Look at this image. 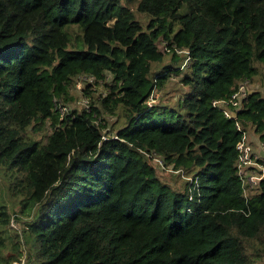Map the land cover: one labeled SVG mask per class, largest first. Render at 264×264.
I'll use <instances>...</instances> for the list:
<instances>
[{"label": "trees", "instance_id": "trees-1", "mask_svg": "<svg viewBox=\"0 0 264 264\" xmlns=\"http://www.w3.org/2000/svg\"><path fill=\"white\" fill-rule=\"evenodd\" d=\"M260 62L264 0H0V247L8 194L36 212L30 264H264V177L246 196L235 164L236 120L264 141V94L236 118L213 105ZM173 72L189 91L158 119L146 101ZM81 75L108 91L87 82L88 109L62 114ZM153 152L197 186L162 183Z\"/></svg>", "mask_w": 264, "mask_h": 264}, {"label": "rangeland", "instance_id": "rangeland-1", "mask_svg": "<svg viewBox=\"0 0 264 264\" xmlns=\"http://www.w3.org/2000/svg\"><path fill=\"white\" fill-rule=\"evenodd\" d=\"M138 17H140L144 21V23L148 22V18L146 16L138 14ZM159 45L161 49L166 52L165 60L173 62V53L172 51H168L167 45L164 40L160 41ZM181 56L184 55L181 54ZM181 56L176 57L178 61H181ZM257 65L262 73L264 71V63L260 62L257 63ZM181 76V74L173 72L167 78V81L163 87H155V91L153 93V105L157 104L161 106H168L167 110L164 113L157 116L158 119H163L164 117L170 116L172 114L170 110L171 107L179 108L181 101L184 100L186 93L189 91V87L181 82ZM86 80L87 79L84 76H80V78H78L77 82L79 81L81 83V87L74 88V93L76 97L74 96L75 98L72 101H70L69 103H65L66 105L63 106H66L69 110L75 107L83 108L85 106L88 109L89 101L87 100H89L90 98L88 97L89 99H83L79 97L80 94L83 93L82 89L86 85ZM91 82L93 88L92 92L95 93L96 96L99 97L104 92L108 91L107 86H105L102 82L96 83L94 80ZM80 83H78V85ZM247 86L249 87V89H258L264 94V80H262L261 74L254 76L251 81H248ZM178 111L179 110L177 109L174 113L176 114L178 113ZM121 114L122 112L118 111L117 114L107 116V121L109 123L115 124L117 119H122ZM247 130L249 133V137L253 141L257 142L258 140H261V134L256 132L253 126L249 125ZM47 131H50L49 127L39 133L34 134V136L38 139H44L46 134L45 132ZM111 134H117L116 130H113ZM150 156L153 158V162L156 168V175L162 181V183L169 185L174 189L182 190L184 188L186 179L188 178L185 175L181 174V172L174 170L172 166H165L159 161H156L158 160V158H161L159 154L153 152L150 153ZM189 177H191V175ZM3 182L4 180L0 178V183L2 184ZM252 191L253 190H248L247 193H251ZM6 200L11 212L14 214L15 217L19 216V218L18 220H14L11 227L6 230L8 237L7 242L4 246L0 247V255H2V257L4 258L1 264H30L38 246L33 240L32 236L28 232H26V229L28 223L36 219V212H33L31 216L18 215L17 212L20 209V205L14 204L12 202V198L8 194H6Z\"/></svg>", "mask_w": 264, "mask_h": 264}, {"label": "built area", "instance_id": "built-area-1", "mask_svg": "<svg viewBox=\"0 0 264 264\" xmlns=\"http://www.w3.org/2000/svg\"><path fill=\"white\" fill-rule=\"evenodd\" d=\"M175 49L180 54L181 53L187 54L181 65V68L184 69L189 65L191 60L189 51L179 47H175ZM83 76L86 77L87 79L86 83L94 80V77L92 76L81 75V77ZM78 83L80 82L78 81L76 83V87L80 88L81 83L79 85ZM247 83L248 80L241 81L238 84V86L234 88L230 96L214 99L213 105L220 108L226 117L236 118L234 117L233 114L234 112H236L238 115L242 111V109L244 108V101L247 98V95L250 90L249 87L247 86ZM153 93L149 96V98L146 101V103L149 106H152L154 104ZM83 99H89V98L85 97ZM60 108L62 114H64L66 110H68L67 107L63 105L60 106ZM236 127L241 131V137L239 138L236 144V149L238 154L235 164L237 168V173L241 180L243 191L246 196H249L250 193H247V191L248 190L255 191L261 179L264 177V141H260L259 143L258 142L254 143V141L249 137V133L247 130L248 127H244L243 123L240 120H236ZM117 137H118L117 134H111V133L104 134L103 140L109 138H117ZM156 161H159L161 164L165 165L161 158H158V160ZM187 178H189L192 182L195 183V186H197L198 177L194 179L188 176Z\"/></svg>", "mask_w": 264, "mask_h": 264}, {"label": "water", "instance_id": "water-1", "mask_svg": "<svg viewBox=\"0 0 264 264\" xmlns=\"http://www.w3.org/2000/svg\"><path fill=\"white\" fill-rule=\"evenodd\" d=\"M233 115H234V117H236V116H237V113H236V112H234V114H233Z\"/></svg>", "mask_w": 264, "mask_h": 264}, {"label": "crops", "instance_id": "crops-1", "mask_svg": "<svg viewBox=\"0 0 264 264\" xmlns=\"http://www.w3.org/2000/svg\"><path fill=\"white\" fill-rule=\"evenodd\" d=\"M261 140H258L257 142L259 143ZM254 143H256L255 141H254Z\"/></svg>", "mask_w": 264, "mask_h": 264}, {"label": "clouds", "instance_id": "clouds-1", "mask_svg": "<svg viewBox=\"0 0 264 264\" xmlns=\"http://www.w3.org/2000/svg\"><path fill=\"white\" fill-rule=\"evenodd\" d=\"M183 49V48H182ZM186 50V49H185ZM181 54H186V53H181ZM184 61V60H183ZM167 166V165H166Z\"/></svg>", "mask_w": 264, "mask_h": 264}]
</instances>
